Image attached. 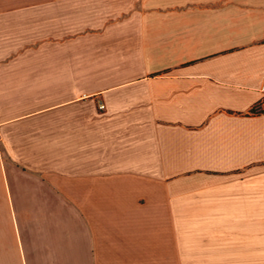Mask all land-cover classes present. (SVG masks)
<instances>
[{"label": "crops", "instance_id": "crops-1", "mask_svg": "<svg viewBox=\"0 0 264 264\" xmlns=\"http://www.w3.org/2000/svg\"><path fill=\"white\" fill-rule=\"evenodd\" d=\"M263 85L264 0H0V264H264Z\"/></svg>", "mask_w": 264, "mask_h": 264}, {"label": "built area", "instance_id": "built-area-1", "mask_svg": "<svg viewBox=\"0 0 264 264\" xmlns=\"http://www.w3.org/2000/svg\"><path fill=\"white\" fill-rule=\"evenodd\" d=\"M262 91L264 93V85L262 87ZM98 108L99 109H103L104 108V104L103 103H99L98 104ZM264 111V96L263 99L261 101H259L258 103H256L255 105L252 106V108L250 109V113H261Z\"/></svg>", "mask_w": 264, "mask_h": 264}]
</instances>
